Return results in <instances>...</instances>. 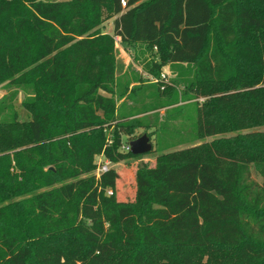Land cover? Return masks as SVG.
Listing matches in <instances>:
<instances>
[{"label":"trees","instance_id":"16d2710c","mask_svg":"<svg viewBox=\"0 0 264 264\" xmlns=\"http://www.w3.org/2000/svg\"><path fill=\"white\" fill-rule=\"evenodd\" d=\"M125 1L0 0V84L29 113L0 101V264H264V0ZM103 6L113 34L92 32ZM116 37L150 50L149 75L192 64L174 82L205 98L199 137L234 134L143 165L133 200L117 169L93 173L99 154L138 156L123 150L135 122L117 121Z\"/></svg>","mask_w":264,"mask_h":264},{"label":"rangeland","instance_id":"374dc122","mask_svg":"<svg viewBox=\"0 0 264 264\" xmlns=\"http://www.w3.org/2000/svg\"><path fill=\"white\" fill-rule=\"evenodd\" d=\"M40 1L66 2L69 0ZM100 10L99 25L92 32L113 34L116 15L105 6L101 7ZM117 45L118 68L115 92L118 100L117 121L124 124L134 121L136 127L133 136L139 138L147 134L150 136L153 145V149L149 153L132 157L126 161L109 163L110 168H115L120 172L117 183L118 198L120 200H133L136 192L135 174L143 165L153 166L162 155L167 153L203 142H211L218 138H229L234 134L226 133L199 137L197 131L198 109L205 98L194 92L185 93L184 83L176 84L174 82L175 79L188 80L193 78L194 68L192 64L172 63L164 66L162 69L166 75L163 80L164 84L172 85V89L161 93L153 86L150 75L144 69L145 64L152 59L150 50L143 45L133 47L123 44L121 41H118ZM6 96H13L14 99L11 102L18 110L20 120H28L29 113L21 104L26 97L25 92L16 84H11L8 81L0 84V101ZM256 130L264 131V127ZM113 131L114 128L108 130L110 137H113ZM123 140V146L129 143L127 141H132L131 136L125 135ZM98 160H100V154L96 156L95 162L97 163ZM96 169L93 173L96 172ZM251 178L259 184L262 183V177L255 170L252 171ZM259 252L261 251L256 252V254ZM261 259H263L262 254L252 256V262L255 264ZM252 262L246 264H252Z\"/></svg>","mask_w":264,"mask_h":264},{"label":"built area","instance_id":"2783aa9c","mask_svg":"<svg viewBox=\"0 0 264 264\" xmlns=\"http://www.w3.org/2000/svg\"><path fill=\"white\" fill-rule=\"evenodd\" d=\"M122 4L125 7L126 1L122 0ZM118 41H121L120 37H117V42ZM165 78H166V75L164 73H162L161 78L150 75V79L152 82L163 81ZM123 150H126V151L131 150L130 143H128L127 145H124ZM103 158H104V160H103ZM109 163H110V161L105 157L104 153L100 154V160H98V162H97V169L95 172V176L98 179L101 177V175L103 173L107 172L110 169ZM113 193H114L113 190H111V189L108 190V194L112 195Z\"/></svg>","mask_w":264,"mask_h":264},{"label":"water","instance_id":"95a60500","mask_svg":"<svg viewBox=\"0 0 264 264\" xmlns=\"http://www.w3.org/2000/svg\"><path fill=\"white\" fill-rule=\"evenodd\" d=\"M131 152L135 155L146 154L152 151L153 145L151 138L144 134L139 138L133 139L130 142Z\"/></svg>","mask_w":264,"mask_h":264}]
</instances>
